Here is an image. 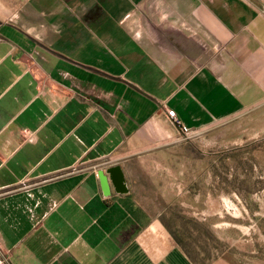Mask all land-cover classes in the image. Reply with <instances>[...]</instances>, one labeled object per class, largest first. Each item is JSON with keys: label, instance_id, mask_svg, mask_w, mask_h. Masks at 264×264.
I'll return each mask as SVG.
<instances>
[{"label": "crops", "instance_id": "1", "mask_svg": "<svg viewBox=\"0 0 264 264\" xmlns=\"http://www.w3.org/2000/svg\"><path fill=\"white\" fill-rule=\"evenodd\" d=\"M263 100L264 0H0V251L199 264L140 208L130 160ZM116 166L127 190L106 195Z\"/></svg>", "mask_w": 264, "mask_h": 264}, {"label": "rangeland", "instance_id": "2", "mask_svg": "<svg viewBox=\"0 0 264 264\" xmlns=\"http://www.w3.org/2000/svg\"><path fill=\"white\" fill-rule=\"evenodd\" d=\"M142 151L128 166L140 208L194 260L264 264V100Z\"/></svg>", "mask_w": 264, "mask_h": 264}, {"label": "water", "instance_id": "3", "mask_svg": "<svg viewBox=\"0 0 264 264\" xmlns=\"http://www.w3.org/2000/svg\"><path fill=\"white\" fill-rule=\"evenodd\" d=\"M99 176L101 180L102 189L106 195H108L110 192V179L115 185L117 191L122 192L127 190L125 185V177L120 166L110 168L107 170L106 173L103 170H100Z\"/></svg>", "mask_w": 264, "mask_h": 264}, {"label": "built area", "instance_id": "4", "mask_svg": "<svg viewBox=\"0 0 264 264\" xmlns=\"http://www.w3.org/2000/svg\"><path fill=\"white\" fill-rule=\"evenodd\" d=\"M167 113H168L169 117L172 119V121H174L175 123L180 122L179 118L176 115L175 109L169 108L167 110ZM0 264H9V260H8L7 256H5V254H3L1 251H0Z\"/></svg>", "mask_w": 264, "mask_h": 264}, {"label": "trees", "instance_id": "5", "mask_svg": "<svg viewBox=\"0 0 264 264\" xmlns=\"http://www.w3.org/2000/svg\"><path fill=\"white\" fill-rule=\"evenodd\" d=\"M175 237H176V235H175ZM176 239H177V241H179V239L176 237ZM180 242V241H179Z\"/></svg>", "mask_w": 264, "mask_h": 264}, {"label": "bare ground", "instance_id": "6", "mask_svg": "<svg viewBox=\"0 0 264 264\" xmlns=\"http://www.w3.org/2000/svg\"><path fill=\"white\" fill-rule=\"evenodd\" d=\"M239 216V215H238Z\"/></svg>", "mask_w": 264, "mask_h": 264}]
</instances>
